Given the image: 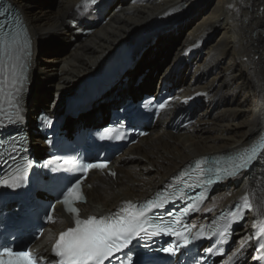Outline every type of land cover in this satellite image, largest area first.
<instances>
[{"label": "bare ground", "instance_id": "bare-ground-1", "mask_svg": "<svg viewBox=\"0 0 264 264\" xmlns=\"http://www.w3.org/2000/svg\"><path fill=\"white\" fill-rule=\"evenodd\" d=\"M7 1L18 10L30 39L26 77L19 93L20 112L28 132L42 110L40 107L57 110L84 75L99 71L108 56L129 40H135L141 53L120 70L111 86L87 108L73 119L65 114L61 129L97 126L99 118L103 114L108 117L112 107L126 98L135 100L151 93L152 85L155 91L163 86L173 92V99L152 123L151 136L129 146L107 169L89 175L80 216L112 211L123 202L143 200L191 159L205 157L203 165L207 167L212 163L210 155L238 152L263 133L264 0H216L186 33L181 24L171 29L168 25L197 8L202 0H117V5L115 0H108L84 38L78 36L82 32L70 19L82 0H59L51 10H31L25 0ZM221 28L224 31L220 39L202 51L200 47L205 45L206 38ZM56 42L71 45L62 58L44 54V48ZM198 48V57L205 53L204 62L193 65L191 83L185 87L181 57H190ZM170 50L173 51L168 60ZM202 98L207 99L208 108L197 114L193 125L194 121L191 126L170 125L179 108L187 107L190 113L192 108L194 115L197 106L193 105ZM214 107L216 111L209 114V108ZM27 136L31 150L43 146L40 138ZM215 190L193 220L206 222L238 199L248 198L250 208L233 233L231 250L216 264L234 254H238L235 259L239 264H249L257 254L252 252L249 258L242 254L250 252L252 237L264 224V147L251 167L239 177L221 181ZM55 218L33 245L40 254L48 251L47 241L54 240L72 224L59 206ZM259 241L264 243V237Z\"/></svg>", "mask_w": 264, "mask_h": 264}, {"label": "snow or ice", "instance_id": "snow-or-ice-1", "mask_svg": "<svg viewBox=\"0 0 264 264\" xmlns=\"http://www.w3.org/2000/svg\"><path fill=\"white\" fill-rule=\"evenodd\" d=\"M95 2L96 0H92V3ZM22 91L23 86L21 84L17 89V99L15 101L17 119H10V124L19 123L20 119H22L19 97V93ZM163 107L164 105L161 104L160 108ZM257 159V149L253 148L251 153L247 155V158L244 159L242 163L235 166V170L227 171L226 174H221L220 170L217 169L215 179L209 178L202 183L204 186H208L228 178L239 177L250 167L252 162ZM45 167H47V165H45ZM104 167H106V164H88L83 168V171L87 173L89 169ZM111 174L115 175V173ZM24 179L25 177L23 175H14L12 177L13 183L10 186L13 188L19 187ZM5 183L7 184V181H5ZM80 183L81 181L77 180L76 183L68 189L67 193L64 194L62 200V204L65 206L66 210L70 214L76 215V218L74 221L75 227H70L66 231L61 232L56 243L52 246V252L56 257L60 258V264H104L105 260L112 257L114 253L128 248L133 240L151 239L161 234L175 236L178 239V243L175 247L170 246L162 249L165 253L170 255H175L180 247H186L193 243L194 240L200 239L199 236L190 239L187 234V229L174 230L167 224H163V221H161L160 224L153 223V220H160L159 217L150 219L151 214L155 210L165 208L168 203L175 202V197H173L172 201H169L167 199L161 200L159 196H157V198L148 199L146 202L139 205H133L131 202H128L129 208L126 216H116L115 218L111 216L100 218L88 216L87 219H80L78 216V208L73 206L76 202H84L83 195L78 188ZM182 195H184L182 192L176 193V196ZM189 199L191 201V198ZM199 199H201V197L196 198V200ZM245 207L247 208L250 206L245 204ZM197 208V203L194 201L189 202L187 207L182 209L181 216L177 217L174 222L179 223L183 216L190 215L193 211L197 210ZM172 215V213H169V216ZM47 219L52 221L53 216L49 214ZM240 219H243V216H241ZM235 222L238 223L239 220ZM201 227L203 228V226ZM226 234L227 228L224 232L219 233L220 239L217 246L220 244H227V241L224 239ZM216 235L217 234L213 232L209 239L215 238ZM255 236L258 240L264 237V224L259 227ZM261 250H264V243H260L257 249V251ZM206 251L209 256L217 254L213 247H209ZM125 255L127 254L125 253ZM236 255L238 254H234L233 257H230V261L234 260ZM4 257H6V259H4ZM260 259H264V257ZM0 264H37V259L31 253H14L7 247H0ZM118 264H124V262L120 261ZM204 264H207V260H205ZM237 264H239L238 261Z\"/></svg>", "mask_w": 264, "mask_h": 264}, {"label": "rangeland", "instance_id": "rangeland-1", "mask_svg": "<svg viewBox=\"0 0 264 264\" xmlns=\"http://www.w3.org/2000/svg\"><path fill=\"white\" fill-rule=\"evenodd\" d=\"M27 3H29V8L31 9V10H36V9H38V8H42V9H45V10H51V9H55V7L57 6V4H58V2H59V0H25ZM117 5V0H115V2H114V5ZM216 4V0H202L201 1V3L199 4V6L197 7V8H195V9H193V10H191L189 13H185V15H183L179 20H177L176 22H174V24H172V23H170L168 26V29H171V28H173L175 25H177V24H181V25H183V28H182V32L183 33H186V32H188L189 30H191V28L193 27V24L194 23H196L199 19H200V17L208 10V9H210L211 7H213L214 5ZM213 5V6H212ZM109 10V9H108ZM107 10V11H108ZM106 11V12H107ZM119 12V11H118ZM106 14V13H105ZM185 23V24H184ZM189 23V24H188ZM167 29V30H168ZM186 31V32H185ZM223 29L221 28V29H219V30H216V31H214V32H212V34H211V36H210V38L208 39V38H206V43H205V45L203 46V47H200V48H202V51L203 50H205V48L208 46V45H210V44H212V43H215L217 40H219L220 39V37H221V34H223ZM155 34V32L152 34V36ZM79 37H82V38H84L85 36L84 35H78ZM130 35H128L126 38H124L122 41H124L125 39H127L128 37H129ZM151 36V37H152ZM148 43V42H147ZM146 43V44H147ZM145 44V45H146ZM144 45V46H145ZM70 49H71V45H70V43L69 42H65V43H63V42H56L55 44H53L52 46H47V47H45L44 48V54L46 55V53L48 52V54L47 55H49L50 57L52 56V58H62V57H64L69 51H70ZM114 50V49H113ZM173 50H170V52L167 54V56H166V59H168L169 60V57L171 56V52H172ZM141 53V52H140ZM198 53H199V48L197 49V51H196V53H194V54H192L190 57H188V58H186L187 56H182L181 57V60L184 62V65L182 66V67H180V71H181V73L185 76V81H184V86L185 87H187L190 83H191V78H192V69H193V65L194 64H197V63H199V62H201L202 60H203V62H204V58H205V53H202V54H200V56L198 57ZM170 59H171V57H170ZM195 60V61H194ZM208 61V60H207ZM191 64H192V66H191ZM175 65V64H174ZM177 65V64H176ZM187 67H189V70H187L186 71V68ZM173 69L174 68H172V70H171V74H173ZM177 69H179V68H176L175 70H177ZM92 72V71H91ZM91 72H89V73H91ZM89 73H87L86 75H88ZM178 73H179V70H178ZM86 75H84L80 80H82ZM175 75V74H174ZM79 80V81H80ZM149 92H154V93H157L158 92V90L157 91H155V88L153 87V85L151 86V88H150V90H149ZM137 97H139V95H137V96H135L134 98H137ZM191 100V99H190ZM206 101H207V99H201V100H197L196 102H195V104L193 105V106H197V109H196V111L194 112V115L192 114V115H190L191 117H190V123H189V125L191 124V125H193L194 123H195V121H196V119H197V114L198 113H200V112H203V111H205L207 108H208V106H207V104H206ZM199 105V106H198ZM40 109H42V110H44V111H46V112H48V113H52V114H54L55 112H56V110L54 109V107H52L51 109H46V108H43V107H40ZM39 109V110H40ZM214 109V110H213ZM55 110V111H54ZM216 111V108L214 107V108H209V114H211V113H214ZM191 113H192V108H191ZM190 113V114H191ZM106 118H107V115L105 114H103V118H99V120H98V122L97 123H99V124H101V123H103V121H105L106 120ZM102 119H103V121H102ZM71 124V123H70ZM98 124V125H99ZM31 126H30V130H29V132L32 130V128L35 126V121H33V122H31V124H30ZM190 125V126H191ZM189 126V127H190ZM28 132V133H29ZM148 136H151V134L150 135H148ZM33 138V137H32ZM217 188V187H216ZM216 191L217 190H214L213 191V193L215 194L216 193Z\"/></svg>", "mask_w": 264, "mask_h": 264}, {"label": "water", "instance_id": "water-1", "mask_svg": "<svg viewBox=\"0 0 264 264\" xmlns=\"http://www.w3.org/2000/svg\"><path fill=\"white\" fill-rule=\"evenodd\" d=\"M134 43H135V40H129L128 42L124 43L126 46L129 47V52L126 55L127 60H126L125 66L130 65L131 62H132V58L137 57V55L140 53V48L138 46H136L137 44H134ZM87 81H88V78L82 79V81L76 86L74 91L68 97H66L64 102L61 103V105L58 107V109L54 113L56 116H61V115H63L65 113V111L68 108L69 101L73 98V96L75 95L76 91L79 88H81V86L84 85Z\"/></svg>", "mask_w": 264, "mask_h": 264}]
</instances>
